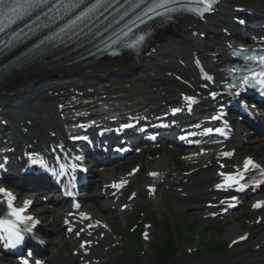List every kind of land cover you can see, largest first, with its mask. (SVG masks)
<instances>
[{
  "label": "bare ground",
  "instance_id": "bare-ground-1",
  "mask_svg": "<svg viewBox=\"0 0 264 264\" xmlns=\"http://www.w3.org/2000/svg\"><path fill=\"white\" fill-rule=\"evenodd\" d=\"M237 1H244V0H223L219 8L221 11H225L230 14L234 13L235 11L234 9H232V7L241 6L242 4V3L236 4ZM247 1H249L251 5L257 6V5H260V2L264 0H257V1L247 0ZM203 30H205V28L201 24L197 23L196 21L186 20V19L178 20V22L174 26H172L170 32H164V30L160 32V35L158 36L156 40L163 39V41L161 42L159 46L158 53L151 54L150 58L157 57L158 55H160L159 53L163 52L162 50L164 48L166 49L170 47L173 49V57L174 58L176 57V59H180V61L184 63V65H181L180 63L177 64V66L181 67L183 73L190 80H194L196 83L202 82L201 76L198 75V69H199L198 65L201 66L202 73L212 74L215 71V67L217 66V61L220 60V57H219L216 61H213L214 60L213 57H210L208 55L209 51L202 44V41H201V37L204 34V32H202ZM151 45L153 46V44ZM146 55L147 54L145 53L140 57H125V58L118 59V60L102 61L99 64L92 67L93 68L92 72L95 73V75H98V74H101V71H104V70H110L113 68L129 69L136 65L146 64L148 62V57ZM197 61H199V64H197ZM60 68H63V67H49V68L42 70L41 72H44V71H47L48 73L57 72L56 70H59ZM41 72L35 73V74H33V72L20 74L16 77L11 78L3 85L4 87L0 88V99L3 93L17 94V93L26 91V88H27L26 85H27L28 79L30 77L38 76ZM188 84L192 86V83L189 81H188ZM176 88L179 89L180 92L185 90V87L182 83H178ZM154 100H157V99H154ZM1 104L6 107V105H4L2 102ZM29 131L30 133L26 134V136H29V138L32 140L37 139L41 141V140H44V138L52 140L50 135H48V133L46 132L45 129H43V127L39 128V127L32 126L29 128ZM248 140L251 141L252 139H248ZM244 144L245 143H242V138L234 140L231 143V145L237 146V148L240 151L243 149ZM261 145H264V142H261ZM166 161H167V158L166 159L163 158L162 163H166ZM216 169H217V166L214 165L212 168H208V172L205 173L204 175H202L200 172H195L197 174V177L201 178V181L199 182L200 184H203V186L201 187V191L197 195L190 197V200L200 202L202 201V198L205 196L214 197L215 195H217L214 192L215 188L217 189L216 185L214 184L216 183V178H214V176L216 175ZM153 171L159 174L161 173V171L163 172L164 170L162 168H157L156 170H153ZM207 174L211 176L212 179L209 180L208 182L202 181L203 176ZM113 177H114V173H110L108 174L107 179H110ZM174 177H179V175H176ZM168 184H171V183H167L166 185H161L160 191L162 193L165 192V190L168 187ZM213 202H219V199L213 200ZM206 209L207 207L205 208V210ZM90 210L93 211L92 209ZM93 212L95 216H100L95 211ZM51 217H53L52 221L49 220ZM48 222H49L48 228L50 229L52 228L57 229L59 227L57 216H50L48 218ZM237 229H238V225L234 224L229 231H237ZM106 238L107 239L104 241L105 244H108V242H110L109 239L113 240L111 237V234L110 236ZM258 245L260 246L256 250V247ZM241 251L242 253H246V252L248 253L246 255V260L248 261L250 260V258L253 257L251 255L252 253L258 252V253L263 254L262 261L260 262L264 264V230L255 236V241L253 243V246L245 245L241 248Z\"/></svg>",
  "mask_w": 264,
  "mask_h": 264
},
{
  "label": "snow or ice",
  "instance_id": "snow-or-ice-1",
  "mask_svg": "<svg viewBox=\"0 0 264 264\" xmlns=\"http://www.w3.org/2000/svg\"><path fill=\"white\" fill-rule=\"evenodd\" d=\"M83 0H70V2L65 3V0H60V4L57 6L59 9L64 10H73L80 7ZM178 3L181 4L180 8H168V12H180L187 11L193 13L201 18L204 17L205 13H210L214 11V5L218 3V0H161V2L153 7V11H155V7H166L168 3ZM49 0H0V32L6 31L4 24L7 21L10 24L18 23L20 20H23L25 17L31 16L32 13L36 9H40L48 5ZM106 6L104 5L103 0H97L96 4H93L87 11H81L79 15L72 20V24H76L77 21H81L86 19L90 13H92L95 9ZM158 15L163 17V13H157ZM240 23H244V21H239ZM144 36H140L139 40L143 41ZM248 60H256L260 63L261 69L259 71H252L249 75L241 78V83L246 87L256 88L258 85L260 87L261 94L264 95V55L262 56H248L246 57ZM199 64V61H197ZM206 79L212 80L211 76L205 74ZM230 87L235 88L236 85H231ZM235 95H239V92L234 93ZM215 93H212V96L215 97ZM183 99L185 101L194 102L195 98L190 96H184ZM247 107V105H245ZM180 108L173 109V113L180 112ZM215 119V118H214ZM227 123V122H225ZM123 127H129V125H123ZM208 133H212L215 131L221 135L225 133L221 129L208 128L205 130ZM86 139V137H85ZM62 147V146H61ZM31 155V154H27ZM223 155L225 157H230L233 155L232 152H224ZM75 160H82V156H76ZM7 161L5 160V164ZM35 163V161H33ZM67 167L71 169H75L78 167L77 164H72L70 166H66L64 164H60V169L63 171ZM223 167V165H222ZM0 168H4V164H0ZM255 168L260 169L261 165L255 163L252 158H246L243 161V170L247 172L249 169ZM224 177L225 184L224 185H216L217 188H221L224 186L231 187L234 184H240V181L244 179V175L242 172L235 173H219ZM264 174V173H262ZM151 175H157L156 173H152ZM74 179V177H73ZM246 187L245 184H240V189ZM71 195V193H69ZM15 196L12 192L8 191L6 188L0 187V206H3L4 211L0 212V241H4L7 246L15 248L17 245L21 244L25 238V233H29L32 231V227L28 226L29 222L35 221V218L31 215L26 214L27 208L24 206L14 204ZM30 202H24L25 205ZM264 205V201L257 202L254 207H260ZM77 208L80 206L77 204ZM81 217L85 219H90L87 214L81 213ZM38 222V221H36ZM99 223V222H98ZM34 226V224L32 225ZM106 227V226H105ZM71 231V229H69ZM90 235V234H89ZM145 238H147V234H145ZM241 240L245 239V237H241ZM236 243V241H233ZM91 244V241H84L81 243V247L84 248L86 245ZM30 255V254H29ZM23 264H29V261L25 259ZM39 264V261L36 262Z\"/></svg>",
  "mask_w": 264,
  "mask_h": 264
},
{
  "label": "rangeland",
  "instance_id": "rangeland-1",
  "mask_svg": "<svg viewBox=\"0 0 264 264\" xmlns=\"http://www.w3.org/2000/svg\"><path fill=\"white\" fill-rule=\"evenodd\" d=\"M171 53V50L166 51V53ZM164 75V73L162 74ZM148 91H151L153 89H147ZM170 155V154H169ZM171 156V155H170ZM156 156H148L143 157L139 161H142L145 165V168L148 167H155L158 166V161L152 158ZM156 159V158H155ZM172 159H175V156L172 155ZM171 159V160H172ZM154 161V162H152ZM135 163V159L130 160L129 162L123 163V166L127 167L130 163ZM132 163V164H133ZM173 161L169 163V167L171 171L173 172ZM177 165L180 166V163ZM146 171V169H144ZM192 190L185 189L184 191L180 192L177 190H172L173 193L183 194V193H189ZM167 196V202L164 204L163 202L155 201L153 204H148V206L145 207V209L148 208L147 211H145L146 214H153L152 218L155 222V229L152 231V234L150 235L149 240H145V238H142L140 236V233H138L136 236H139L140 238H137L138 242L135 243L134 240L131 241V238L129 241H126L123 239V243L125 246V250L127 249V253L129 254L130 251L133 249V253L135 252V247H137L138 250L145 249L149 250L151 247V244L153 241L157 240L158 238H162L168 231V226L173 227L174 232H184L185 235H189V233H186L188 223L190 221L192 222L193 230L190 231V234L195 235L196 237H199L200 239H213L215 238L216 242L213 244L215 246V251L211 253L210 255H203L202 252H198L200 257H202V261L195 262V257H192L188 253L184 252V258L185 263L184 264H220L222 261H224V264H246L244 261V255L238 252V246L234 249H228L227 245L230 240V233L228 230L230 227L234 224V221H222V222H215L212 223V221H200V220H194L195 217H200L199 213L196 211H191L189 209V205L185 202H181L177 200L175 197L172 199L169 194H166ZM171 198V200L169 199ZM143 200V199H142ZM140 201L137 208H140V206L144 203L143 201ZM242 216H238L241 215ZM236 216L235 220L236 223H241V228H246L247 225L245 224V221L253 219V214L248 213L246 210L242 209L239 211ZM209 224V226L207 225ZM211 224V225H210ZM119 229H121V232H123L125 235L129 233V225H120ZM130 234V233H129ZM254 234V232H253ZM127 237V236H126ZM142 239V240H141ZM183 248L185 250H188L191 252V250H195V244H189L186 242V240L183 238ZM127 242V244H126ZM128 247V248H127ZM134 247V248H133ZM120 247L116 250V252L111 255L110 257H106L109 259L107 262H110V264H114V261L116 259V255L120 254L119 252ZM221 250V251H220ZM126 254V253H125ZM215 256L220 257L218 262H214ZM50 264H77V260H73L71 254L69 253V249L63 246H55L53 245L51 249V256H50ZM249 264V263H247Z\"/></svg>",
  "mask_w": 264,
  "mask_h": 264
},
{
  "label": "trees",
  "instance_id": "trees-1",
  "mask_svg": "<svg viewBox=\"0 0 264 264\" xmlns=\"http://www.w3.org/2000/svg\"><path fill=\"white\" fill-rule=\"evenodd\" d=\"M170 247H171V248H174V243H173V241H171V243H170ZM166 260H168V258H167Z\"/></svg>",
  "mask_w": 264,
  "mask_h": 264
}]
</instances>
